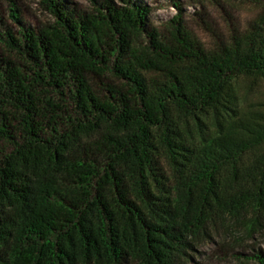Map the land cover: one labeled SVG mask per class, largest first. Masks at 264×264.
Listing matches in <instances>:
<instances>
[{"label": "trees", "instance_id": "1", "mask_svg": "<svg viewBox=\"0 0 264 264\" xmlns=\"http://www.w3.org/2000/svg\"><path fill=\"white\" fill-rule=\"evenodd\" d=\"M40 1L51 22L0 16V264H190L229 220L262 232L264 117L226 116L264 80V0L212 48L177 2L158 30L142 0Z\"/></svg>", "mask_w": 264, "mask_h": 264}, {"label": "rangeland", "instance_id": "2", "mask_svg": "<svg viewBox=\"0 0 264 264\" xmlns=\"http://www.w3.org/2000/svg\"><path fill=\"white\" fill-rule=\"evenodd\" d=\"M84 9L89 8L88 0H72ZM151 7L150 24L158 30L164 27L179 10L174 3H179L187 22L199 42L206 48H212L219 42H226L236 31L245 30L259 18L261 10L249 0H142ZM14 6L22 12L29 26L42 25L52 21V16L45 10L40 0H0V16L9 25L14 26L10 19ZM196 14H199L198 17ZM200 19H204V26ZM237 111L230 112L226 119L232 122L236 117H264V80L240 78L234 85ZM225 115V114H224ZM220 118V117H219ZM203 124L191 122L189 134L194 140L202 142V138L215 133L213 115L202 118ZM224 124H226L224 122ZM227 125V124H226ZM264 147L260 150L262 151ZM262 251L264 255V230L251 236L243 227L233 224L230 220L226 225L217 227L212 237L195 248L190 264H259L256 261L238 259L236 254H253Z\"/></svg>", "mask_w": 264, "mask_h": 264}]
</instances>
